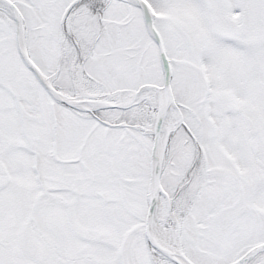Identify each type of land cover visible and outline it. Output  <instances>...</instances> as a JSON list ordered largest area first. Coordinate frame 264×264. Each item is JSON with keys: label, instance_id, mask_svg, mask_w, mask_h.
<instances>
[{"label": "snow or ice", "instance_id": "obj_1", "mask_svg": "<svg viewBox=\"0 0 264 264\" xmlns=\"http://www.w3.org/2000/svg\"><path fill=\"white\" fill-rule=\"evenodd\" d=\"M0 264H264V0H0Z\"/></svg>", "mask_w": 264, "mask_h": 264}]
</instances>
